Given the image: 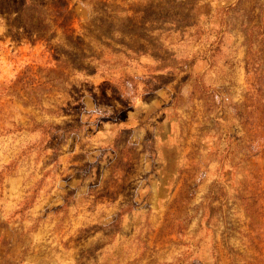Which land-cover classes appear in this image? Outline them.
Instances as JSON below:
<instances>
[{
	"label": "rangeland",
	"instance_id": "374dc122",
	"mask_svg": "<svg viewBox=\"0 0 264 264\" xmlns=\"http://www.w3.org/2000/svg\"><path fill=\"white\" fill-rule=\"evenodd\" d=\"M0 264H264V0H0Z\"/></svg>",
	"mask_w": 264,
	"mask_h": 264
},
{
	"label": "trees",
	"instance_id": "16d2710c",
	"mask_svg": "<svg viewBox=\"0 0 264 264\" xmlns=\"http://www.w3.org/2000/svg\"><path fill=\"white\" fill-rule=\"evenodd\" d=\"M29 7H30V9L36 10L37 9V4L34 3V1H30L29 3H27V7H24V9L26 10ZM33 7H35V8H33Z\"/></svg>",
	"mask_w": 264,
	"mask_h": 264
}]
</instances>
